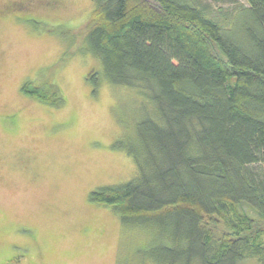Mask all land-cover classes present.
I'll return each instance as SVG.
<instances>
[{"label": "trees", "instance_id": "1", "mask_svg": "<svg viewBox=\"0 0 264 264\" xmlns=\"http://www.w3.org/2000/svg\"><path fill=\"white\" fill-rule=\"evenodd\" d=\"M217 1L223 20L201 0L94 1L87 50L154 105L129 150L138 175L89 197L142 226L139 264H264V0Z\"/></svg>", "mask_w": 264, "mask_h": 264}, {"label": "rangeland", "instance_id": "2", "mask_svg": "<svg viewBox=\"0 0 264 264\" xmlns=\"http://www.w3.org/2000/svg\"><path fill=\"white\" fill-rule=\"evenodd\" d=\"M94 1L0 0V264H139L150 239L89 198L138 175L129 150L143 149L138 124L154 112L87 50ZM201 1L219 20L232 9ZM27 83L55 86L63 103L28 96Z\"/></svg>", "mask_w": 264, "mask_h": 264}, {"label": "flooded vegetation", "instance_id": "3", "mask_svg": "<svg viewBox=\"0 0 264 264\" xmlns=\"http://www.w3.org/2000/svg\"><path fill=\"white\" fill-rule=\"evenodd\" d=\"M17 7H18V10H19L20 12H23V11H27V10H28V8H26V7L24 8L22 5H20V6L18 5ZM24 14H25V13H24Z\"/></svg>", "mask_w": 264, "mask_h": 264}]
</instances>
